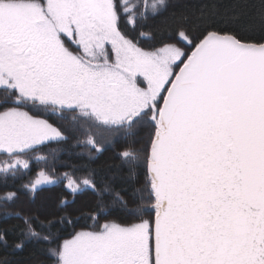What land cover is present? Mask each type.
I'll return each mask as SVG.
<instances>
[{"label": "snow or ice", "instance_id": "6c2138e0", "mask_svg": "<svg viewBox=\"0 0 264 264\" xmlns=\"http://www.w3.org/2000/svg\"><path fill=\"white\" fill-rule=\"evenodd\" d=\"M166 8L159 0L152 15ZM134 9L129 0H0V92L12 105L0 111V174L27 170L22 154L62 139L24 105L117 130L147 120L154 223L81 231L52 252L56 264H264V42L180 13L167 41L145 50L120 28L122 19L135 28ZM87 143L96 148L91 135ZM39 177L33 189L53 183Z\"/></svg>", "mask_w": 264, "mask_h": 264}, {"label": "trees", "instance_id": "16d2710c", "mask_svg": "<svg viewBox=\"0 0 264 264\" xmlns=\"http://www.w3.org/2000/svg\"><path fill=\"white\" fill-rule=\"evenodd\" d=\"M153 4L159 7V0H129L135 6L136 26L124 19L120 22L122 32L145 50L167 41L171 35L167 22L180 13L201 18L199 27L234 35L241 42H264V0H166V10L157 16L152 15ZM10 106L0 92V111ZM20 110L56 127L62 139L22 154L29 163L27 170L0 174V264H56L52 252L81 231H99L106 222L122 226L154 222L147 160L155 129L147 120L129 131L83 123L74 120L73 113L58 118L51 110L31 104ZM89 135L99 151L87 143ZM124 151L133 153V158L125 159ZM4 159L0 154V161ZM41 172L56 183L32 191L30 186ZM67 179H88L92 188L71 193L65 187ZM9 193L14 194L11 200L6 199Z\"/></svg>", "mask_w": 264, "mask_h": 264}, {"label": "rangeland", "instance_id": "374dc122", "mask_svg": "<svg viewBox=\"0 0 264 264\" xmlns=\"http://www.w3.org/2000/svg\"><path fill=\"white\" fill-rule=\"evenodd\" d=\"M108 46H111L110 44H108V45H106V49L108 50ZM142 79V78H141ZM54 142V141H53ZM47 143H49V142H46V144ZM37 147H40V146H37ZM22 159V158H21ZM40 174V173H39ZM39 174H38V176H37V178L35 179V180H37V179H39L40 177H39ZM46 175V174H45ZM48 176V175H47ZM48 177H50V176H48ZM50 179L53 181V183H41L40 185H37L36 187H35V189H33L31 186H30V189L32 190V191H35V190H38V189H40V188H42V187H47V186H51V185H53V184H55L56 183V179H54V178H52V177H50ZM35 180L33 181V183L35 182ZM74 182L73 183V188H69L68 187V183L69 182ZM83 181H80V182H76V181H73V180H71V179H67L66 180V182H65V187H66V189L68 190V191H70L71 193H78V192H81L82 190H84V189H87V188H92V186H85L83 183H82ZM32 183V184H33ZM31 184V185H32ZM74 189H76V190H74ZM73 239V238H72ZM71 240V239H70Z\"/></svg>", "mask_w": 264, "mask_h": 264}, {"label": "flooded vegetation", "instance_id": "af4514ba", "mask_svg": "<svg viewBox=\"0 0 264 264\" xmlns=\"http://www.w3.org/2000/svg\"><path fill=\"white\" fill-rule=\"evenodd\" d=\"M110 50H111V46H108V51L110 52Z\"/></svg>", "mask_w": 264, "mask_h": 264}, {"label": "water", "instance_id": "95a60500", "mask_svg": "<svg viewBox=\"0 0 264 264\" xmlns=\"http://www.w3.org/2000/svg\"><path fill=\"white\" fill-rule=\"evenodd\" d=\"M148 174H149V176H150L149 170H148ZM150 179H151V176H150ZM154 219H155V217H154ZM153 223H154V222H153Z\"/></svg>", "mask_w": 264, "mask_h": 264}]
</instances>
